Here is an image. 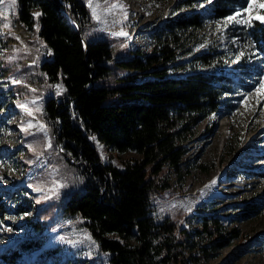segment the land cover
I'll list each match as a JSON object with an SVG mask.
<instances>
[{
    "label": "trees",
    "instance_id": "1",
    "mask_svg": "<svg viewBox=\"0 0 264 264\" xmlns=\"http://www.w3.org/2000/svg\"><path fill=\"white\" fill-rule=\"evenodd\" d=\"M16 1L17 14L0 37V76L14 93L22 86L23 92L14 96L23 100L38 97L21 84L25 73L30 82L41 84L47 98L39 120L51 146L41 165L28 167L41 173L47 168L61 179L49 197L34 195L36 227L46 231L69 220L76 230L89 233L100 255L87 264L205 263L211 249L225 245L220 218L163 211L160 200L172 194L173 177L183 183L192 169L185 155L194 126L221 113L224 93L237 83L224 70L225 52L209 43L203 31L209 24H224L250 0H201L203 9L194 8L197 0H178L149 29L146 47H130L98 27L84 0ZM226 28L240 66L251 67L247 61L255 55L264 61L261 17L247 25L230 22ZM197 47L203 48L195 52ZM2 109L0 129L7 119ZM237 144L226 148L236 153ZM99 145L141 157L122 159L120 169L105 162ZM199 167L210 172L204 163ZM35 177L25 186L45 189L33 184ZM182 217L188 227L181 226ZM196 222L201 229L194 227ZM191 232L197 237L189 238ZM38 246L35 239L23 240L0 254V264H16ZM60 248L46 253L56 255ZM71 260L68 256L61 264Z\"/></svg>",
    "mask_w": 264,
    "mask_h": 264
},
{
    "label": "rangeland",
    "instance_id": "2",
    "mask_svg": "<svg viewBox=\"0 0 264 264\" xmlns=\"http://www.w3.org/2000/svg\"><path fill=\"white\" fill-rule=\"evenodd\" d=\"M84 1L89 4L98 27L127 40L130 47H146L149 29L165 18L178 0L158 4L147 0ZM10 4L11 0H5L0 11ZM204 7L205 2L201 0L194 5L195 9ZM17 9L16 1L0 15V37L5 24L17 14ZM263 11L264 0H250L245 9L237 10L224 24H209L203 31L209 43L225 52L224 70L237 83L230 85L231 90L224 93L221 113L194 126L193 136L186 143L185 155V165H193L192 169L185 174L187 178L183 183L173 177L172 194L160 200V210L163 211L182 209L187 216L195 215V218L199 214L220 218L225 245L217 250L211 249L208 260L201 264H264V88L260 87L264 83V61L255 55L247 61L251 67L240 66L231 52L235 40L226 28L230 22L247 25L253 19H263ZM97 12L102 15L101 21L96 18ZM202 48L197 47L194 51L199 52ZM256 65L260 68H254ZM26 75L29 73L20 79L21 84L38 95L30 100L15 98L23 92L22 86L16 88L15 94L11 90L12 84L4 82L0 76V107L7 116L0 129V206L4 209V214L0 215V254L21 240L35 239L39 246L31 252H24L26 258H18L16 264H36L39 258L46 259V264H61L68 256L72 260L65 264H87L91 258L100 255L99 246L89 233L76 230L69 220L48 231L39 230L35 225L38 206L34 195L45 192V197H49L48 191L59 186L61 179L57 172L51 173L47 168L41 173L28 167L41 165L42 156H49L45 151L49 137L39 120L47 95L41 84L30 82ZM233 141L239 143L236 154L226 148ZM99 149L106 163H113L120 169L123 168L122 159L141 157L134 151L117 153L110 148L105 151L102 145ZM29 151L31 155L23 161ZM202 163L210 168V172L202 171L199 167ZM33 176H36L33 184L45 189L25 186ZM21 185L23 188L20 189ZM247 204L251 207H246ZM180 223L182 227H188L187 219L182 217ZM194 227L201 229L197 222ZM54 233H60L61 240L50 246L45 243L49 238L47 235ZM196 237L191 232L189 238ZM200 241L202 245H208L204 238ZM56 246L61 247V252L48 256L46 251Z\"/></svg>",
    "mask_w": 264,
    "mask_h": 264
},
{
    "label": "snow or ice",
    "instance_id": "3",
    "mask_svg": "<svg viewBox=\"0 0 264 264\" xmlns=\"http://www.w3.org/2000/svg\"><path fill=\"white\" fill-rule=\"evenodd\" d=\"M4 3H5V0H0V5H4ZM15 3H16V0H11V4H10V5H7V6L5 7V10H4V11H6V8H7V7H9V6H14ZM112 7H116V5H112ZM121 7H122V6H121ZM4 11H0V15L4 14ZM94 14H95V13H94ZM36 15L39 16L40 14H39V13H36ZM7 26H8V25L5 24V27H7ZM124 35H127V34L124 33ZM260 87H261V88H264V83H261ZM29 126L31 127V125H29ZM49 146H51V145L49 144ZM212 183H215V181H213ZM88 239L91 240V237L89 236ZM92 243L94 244L95 241H92Z\"/></svg>",
    "mask_w": 264,
    "mask_h": 264
},
{
    "label": "bare ground",
    "instance_id": "4",
    "mask_svg": "<svg viewBox=\"0 0 264 264\" xmlns=\"http://www.w3.org/2000/svg\"><path fill=\"white\" fill-rule=\"evenodd\" d=\"M101 17H102V15L101 14L99 15V12H97L96 13V18H97L98 21H101ZM211 188H213V187L211 186Z\"/></svg>",
    "mask_w": 264,
    "mask_h": 264
}]
</instances>
